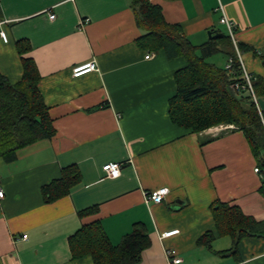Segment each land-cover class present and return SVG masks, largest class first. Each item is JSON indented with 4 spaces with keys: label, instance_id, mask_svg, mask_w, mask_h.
<instances>
[{
    "label": "crops",
    "instance_id": "0c3cea01",
    "mask_svg": "<svg viewBox=\"0 0 264 264\" xmlns=\"http://www.w3.org/2000/svg\"><path fill=\"white\" fill-rule=\"evenodd\" d=\"M150 1L196 45L209 40L208 30L226 33L220 19L227 16L237 46L246 48L238 46L247 71L264 80V0ZM0 6L8 39L0 38V73L17 81L21 57L32 58L55 128L16 160L0 159V264H92L88 254L72 256L68 237L96 219L113 243L134 222L146 225L150 241L136 264H168L167 247L182 258L173 264H264V237H242L233 251L210 210L214 200L227 201L264 220L262 175L242 130L212 126L195 133L171 122L173 74L186 61L162 50L145 58L129 0H0ZM21 39L29 45L23 54L16 47ZM89 61L96 70L73 76L74 67ZM256 101L264 125V94ZM108 162L121 164L119 175L106 176ZM64 169L77 172V181L46 201L42 186ZM160 186L168 187L165 198L147 201V192ZM94 204L96 211L79 213ZM206 231L211 236L198 243Z\"/></svg>",
    "mask_w": 264,
    "mask_h": 264
},
{
    "label": "trees",
    "instance_id": "16d2710c",
    "mask_svg": "<svg viewBox=\"0 0 264 264\" xmlns=\"http://www.w3.org/2000/svg\"><path fill=\"white\" fill-rule=\"evenodd\" d=\"M129 3L140 30L137 46L149 52L162 50L168 59L183 57L186 61L173 74L176 90L169 98L171 122L195 133L219 124H233L242 130L259 170L257 173L262 175L259 191L264 195V125L253 99V95L264 94V80L251 76L253 95L246 89L236 92L233 84L243 82V71L227 33L196 45L183 35L178 24L164 20L158 4L150 0H129ZM2 17L0 6V19ZM238 46L246 49L241 44ZM16 47L19 54L29 50L23 39L16 42ZM221 52L226 58H233L230 68L208 61ZM20 60L22 73L17 81L11 82L0 73V159L7 163L16 160L21 149L55 134L39 90L41 77L37 66L32 58L21 57ZM77 179V172L64 169L59 178L42 186L45 200L66 194ZM96 209L94 204L79 213ZM210 210L218 235L232 239L233 251L242 237H264V220L245 214L237 204L214 200ZM209 236L211 232L206 231L197 242L202 243ZM149 241L142 221L134 222L132 229L117 243L110 241L100 219L82 224L68 237L72 256L88 254L92 264H136Z\"/></svg>",
    "mask_w": 264,
    "mask_h": 264
},
{
    "label": "built area",
    "instance_id": "2783aa9c",
    "mask_svg": "<svg viewBox=\"0 0 264 264\" xmlns=\"http://www.w3.org/2000/svg\"><path fill=\"white\" fill-rule=\"evenodd\" d=\"M49 18L53 19L54 18V14H49ZM220 22L224 25L225 27V31L226 33L229 35L230 39L232 40L234 49H235V56L238 60V63L243 71V82H236L233 84V88L235 89L236 92H239L241 89H246L248 92H251L253 95V88H252V83H251V74L247 71L244 62L241 58V54L239 52L238 46L236 44V41L234 39V28H235V23L230 20L229 18H227V16L223 15L220 19ZM0 38L4 41L7 42V35L5 33V31L0 30ZM153 57V53L152 52H148L145 56L146 59L152 58ZM233 64V58L232 57H228L225 62H224V66L225 68H230L231 65ZM96 66L94 64L93 61H89L85 64L76 66L73 68L72 73L73 76H80L84 73H87L89 71L92 70H96ZM253 99L254 102L256 103L257 106V101H256V97L253 95ZM258 108V106H257ZM259 110V109H258ZM260 112V111H259ZM261 114V112H260ZM234 125L233 124H227L225 125L223 128H233ZM120 168H121V164L119 162H108L106 164H104L102 166V169L105 171L106 176L109 177H115L117 175L120 174ZM255 172H259L258 168L255 167ZM168 191V187L167 186H160L154 189H151L147 192L146 194V200L147 201H153V202H161L164 198L165 195ZM4 197V189L1 187L0 184V201L1 199ZM178 228H174V229H169L166 231H163L161 233V236H169L172 235L174 233L178 232ZM27 234L23 233L22 237H26ZM165 254L167 257V263L168 264H173V263H178L182 260L181 256L177 253L175 248L172 247H167L165 248Z\"/></svg>",
    "mask_w": 264,
    "mask_h": 264
},
{
    "label": "rangeland",
    "instance_id": "374dc122",
    "mask_svg": "<svg viewBox=\"0 0 264 264\" xmlns=\"http://www.w3.org/2000/svg\"><path fill=\"white\" fill-rule=\"evenodd\" d=\"M222 30V29H221ZM224 57H225V54L224 53H218V54H216V55H214V56H212V57H210L209 59H208V61L209 62H214V63H216V64H219V65H222L223 64V61H224ZM227 59V58H226ZM225 59V60H226ZM225 125H227V124H219V125H216V126H219V127H224Z\"/></svg>",
    "mask_w": 264,
    "mask_h": 264
},
{
    "label": "water",
    "instance_id": "95a60500",
    "mask_svg": "<svg viewBox=\"0 0 264 264\" xmlns=\"http://www.w3.org/2000/svg\"><path fill=\"white\" fill-rule=\"evenodd\" d=\"M223 33L217 29H211L207 31V35L209 39H215L218 36L222 35Z\"/></svg>",
    "mask_w": 264,
    "mask_h": 264
}]
</instances>
